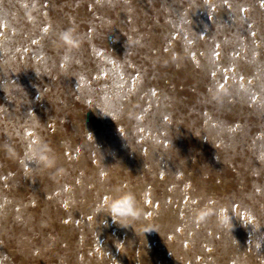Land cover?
Returning a JSON list of instances; mask_svg holds the SVG:
<instances>
[{
	"label": "rangeland",
	"instance_id": "374dc122",
	"mask_svg": "<svg viewBox=\"0 0 264 264\" xmlns=\"http://www.w3.org/2000/svg\"><path fill=\"white\" fill-rule=\"evenodd\" d=\"M39 141L66 176L33 170ZM5 143L0 264H264V0H0ZM115 186L134 229L102 213Z\"/></svg>",
	"mask_w": 264,
	"mask_h": 264
},
{
	"label": "clouds",
	"instance_id": "9594fccd",
	"mask_svg": "<svg viewBox=\"0 0 264 264\" xmlns=\"http://www.w3.org/2000/svg\"><path fill=\"white\" fill-rule=\"evenodd\" d=\"M53 35L56 45L68 52L79 50L84 40L83 35L75 27L53 30ZM0 150L10 157L17 155L14 147L7 143L0 144ZM27 159L35 163L36 167L33 170L46 172L54 180L61 179L68 174L67 169L59 165L55 149L44 141H39L30 149ZM101 207L103 214L110 216L122 227L131 226L134 229L143 223L144 209L137 199L136 193L131 190H124L119 186L111 188ZM213 217H215V224L219 229L231 228V217L227 206L215 207L205 203L203 206L193 209L191 213L192 221L200 224L208 223ZM143 231L146 233L155 230L153 226L145 225Z\"/></svg>",
	"mask_w": 264,
	"mask_h": 264
}]
</instances>
